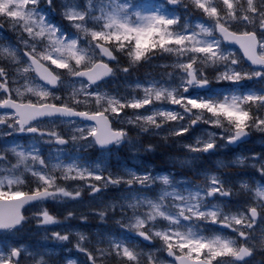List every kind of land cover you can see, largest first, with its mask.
<instances>
[{"label": "clouds", "instance_id": "9594fccd", "mask_svg": "<svg viewBox=\"0 0 264 264\" xmlns=\"http://www.w3.org/2000/svg\"><path fill=\"white\" fill-rule=\"evenodd\" d=\"M105 2L76 0L88 16V24L97 29L102 28V22L95 11L88 9L90 6L97 9ZM136 2L129 0L130 5ZM180 2L188 7L192 0ZM49 3L50 0H39L40 12L52 26L63 32L52 21L54 15L66 21L73 33L80 31L63 15L65 0H54L55 10ZM131 22L135 24L137 20L131 18ZM5 23L0 19V25ZM186 27L187 23L180 21L169 31L180 36ZM0 29L14 33L15 46L19 47L21 29L10 23ZM80 39L90 60L104 55L101 46L90 42L82 31ZM148 39L144 37V40ZM138 40L113 41L104 46L111 52V73L93 86L100 89L105 98L99 105L81 102V107L90 110L99 106L105 112L110 128L122 134L101 143L102 130H88L90 125L86 122H80L82 130L79 133L65 126L58 128L60 134L72 138V142L60 146L63 154L74 153L77 169L83 171L72 169L71 164L68 167L54 163L44 165L39 155L19 164L15 154L5 152L6 159L0 160V167L7 169L0 171V177H19L20 182L14 188L45 192V195L25 202L22 222L3 233L11 239H4L5 247L0 250L6 253L11 264H126L110 247L111 240L107 237L118 232L134 234L138 231H146L152 237L150 247H144L158 252L151 257L142 256L139 264H167L169 253L159 236L168 231L215 242L223 254L212 259L211 253H205V264L208 261L211 264H264V79H252L246 75V64L229 62L223 53L215 62L207 57L199 60L211 85L230 84L237 89L217 97L201 98L217 105L223 104L225 98L229 102L237 98L235 111L247 115L242 129L236 117L228 119L223 113L194 110L187 103L180 104L172 112L153 110L165 106L155 103L153 109L135 111L131 108L132 103L155 101L154 96L145 98L140 90L153 76L168 83V73L172 75L173 97L165 96V103L184 95L187 89L180 83L183 73L159 65L173 64L178 58L190 55L175 48H161L159 45L165 42L164 39L153 36L151 42L156 47L138 61L137 52L142 50L137 47ZM139 42L142 44L143 40ZM7 45H11L7 39L0 41V47ZM44 47L47 51V45ZM225 71L230 73L225 79H233L234 83L216 82L220 79L218 74ZM246 84L252 87L240 91ZM9 130L10 126H5L0 128V133ZM93 130L97 131L96 136L92 135ZM36 142L52 146L55 153L58 150V145L48 137H37ZM242 145L258 150L237 151ZM93 151L106 157L114 155L118 160L123 158V153L128 161L140 165L141 170L129 168L126 163L113 168L108 159L89 164L82 157ZM156 157H160L157 163H145L146 159ZM40 165H44L40 172L29 174L34 166ZM158 166L167 170L157 171ZM94 173L104 176V180L98 187L93 180L89 187V180L82 177ZM45 176L50 183H42ZM161 177L167 178L168 183H163ZM109 190H114L115 194L109 195ZM193 191L197 192L198 198L180 195ZM165 192L177 195L161 199ZM144 201L157 202L159 213L153 212L151 205ZM47 202L55 203L57 210L48 207ZM209 209H215L212 215H209ZM171 217L176 218L175 222L168 223ZM181 217L189 222L182 223ZM138 220L141 223L137 224ZM236 220L241 222L237 224ZM89 225L97 227L90 228ZM99 226L111 231H104ZM101 236L105 237L103 241ZM224 242L231 251L223 247ZM9 251L11 256L7 255Z\"/></svg>", "mask_w": 264, "mask_h": 264}, {"label": "snow or ice", "instance_id": "6c2138e0", "mask_svg": "<svg viewBox=\"0 0 264 264\" xmlns=\"http://www.w3.org/2000/svg\"><path fill=\"white\" fill-rule=\"evenodd\" d=\"M155 2L156 0H143V3L130 5L129 0H106L97 9L90 6L88 11H95L97 19L102 22V28L97 29L88 24V16L77 5L76 0H65L63 15L69 23L80 29L66 35L52 26L40 12L39 0H0V19L6 22L0 25V28H5L10 23L21 29L22 34V39L17 42L19 47H0V61H3L0 62V128L10 126V131L5 135L26 133L33 137H48L58 145L55 156L47 159L42 157L35 146L27 151L22 150L19 145L8 146L0 150V160L6 159L5 152L15 154L19 164L39 155L44 165L54 163L68 167L71 164L72 169H77L76 162L70 163L63 158V148L60 146L72 142V138L58 132L61 125L79 133L82 130L80 122H86L90 125L88 130H102L101 143L121 135V132L110 128L105 112L99 106L90 110L81 107V102L83 100L85 103L99 105L105 98V94L93 86L96 81L109 77L111 73V52L104 46L113 41H127L133 38H139L137 47L142 49L137 52L138 61L156 47L151 42L153 36L164 39L165 42L159 45L161 48H175L190 55L187 58H178L173 64L159 65L183 73L180 83L187 89L184 95L165 103V96L173 97L172 75L168 73V83H162L153 76L142 84L140 90L145 98L154 96L155 101L149 99L148 104L132 103V110L153 109L155 103L165 106L153 110L172 112L180 104L187 103L194 110L223 113L228 119L236 117L239 126L243 128L247 115L235 111L237 98H233L231 102L225 98L223 104L217 105L201 97H193L190 92L194 88H206L212 83L207 73L199 66L200 58L207 57L215 62L221 59L222 53L226 54L229 62L246 64V75L252 79H264V2L192 0L190 6L184 7L180 0H165V4L160 7L172 8L174 11L170 15L162 14L158 8L149 7ZM49 7L55 10L54 0H50ZM177 9L183 10L185 20L196 17V21L187 23L180 36L172 35L169 31L181 21V15L175 11ZM131 18H135L137 23L133 24ZM250 24L254 27H249ZM81 31L90 42L94 41L101 46L103 56L96 60L87 57L80 39ZM145 36L149 39L144 40ZM140 40H143L142 44ZM44 45H47V51ZM228 46H235L238 51L231 50ZM229 75L227 71L219 73L220 79L216 82L234 83L233 79H225ZM92 135L96 136L97 131L93 130ZM44 165L34 166L29 174L40 172ZM0 171L7 169L0 167ZM82 179L89 180V187L92 186L91 181L95 180L98 187L104 176L94 173ZM159 179L165 184L168 183L167 178ZM19 182V177L14 175L0 177V235L22 222L25 202L45 195L42 189L26 192L14 188ZM42 183H50L47 176ZM176 195L175 192H165L161 199L175 198ZM180 195L198 198L196 191ZM143 203L151 205V210L159 213L157 202ZM214 211L215 209H209V215ZM175 219L171 217L167 222L173 223ZM180 221L189 222L183 217ZM240 222L236 220L237 224ZM139 223L141 221L138 220L137 224ZM134 235L147 244L152 242L151 235L146 231H138ZM107 238L111 240L110 247L114 248L115 253L126 264H139L142 256L158 255V252L146 249L139 242L128 243L116 238V235ZM100 239L103 241L105 237L101 236ZM159 239L166 245L169 253L167 264H205V253H211L212 259L223 254L215 242L198 236H182L176 231H168L161 234ZM4 247V242L0 239V249ZM223 247L231 251L227 242L223 243ZM7 255L11 256V252ZM0 264H11L3 250H0ZM208 264H211V261H208Z\"/></svg>", "mask_w": 264, "mask_h": 264}, {"label": "rangeland", "instance_id": "374dc122", "mask_svg": "<svg viewBox=\"0 0 264 264\" xmlns=\"http://www.w3.org/2000/svg\"><path fill=\"white\" fill-rule=\"evenodd\" d=\"M140 3H143V0H140ZM164 4H165V0H156L155 4L149 5V7L158 8V10L162 14H165V15L172 14L174 11L172 8L167 7V6L160 7V5H164ZM168 10H173V11L168 12ZM165 11H167V13ZM175 11L181 15V22L182 23L191 24L194 21H196V17H191V18L185 20L183 10H181V9H177ZM52 21L53 22L56 21L57 26L60 27L61 30L63 32H65L66 34L72 32V29L70 28L68 23L66 21L61 20L59 17H55L53 15ZM0 34H2V35H0V41L7 39L11 45H13V46L16 45V37H15L14 33L0 29ZM228 47H230V46H228ZM230 48H231V50H237L233 47H230ZM109 86L111 87V84ZM251 87H252L251 84H246L243 88H241L239 90L240 91H246L248 88H251ZM236 90H237L236 86H233L230 84H213V85H210L206 88L193 89V90H191L190 95L193 97H197V96H200V97H217V96L224 94L225 92L236 91ZM61 127H63V125H61ZM36 138L37 137H33L32 135H29L26 133H24V134L16 133L13 135H5V133H0V150L4 149L5 147L12 146V145H19V146H21L22 150L30 149L31 147L35 146L39 149L42 157L47 159V158H51L52 156H55L56 153L52 150V146L44 144L42 142L37 143ZM243 149L245 152L250 150V148H248V146H245ZM121 155L123 158L118 160L115 158L114 155H109L106 157L104 154L93 151L90 154H87L86 156H84L82 158L87 163L93 164V165L99 164L104 159H108L110 161V163L112 164L113 168H116V167L126 163L129 168H132L136 171L141 170L140 165H136V164H133L131 161H128L125 154L122 153ZM63 158L68 160L71 163V162H75L76 157H75L74 153H67L66 152L63 154ZM158 159L160 160V157H156L154 159H146L145 163H157L155 161H157ZM0 163H2V162H0ZM166 170H167L166 168H163L160 166L157 167V171H166ZM114 194H115L114 190H109V195H114ZM47 206L52 208L54 211L57 210V206L53 202H47ZM91 226L92 225H89L90 228L97 227L96 225L92 226V227ZM99 227L101 229H103L104 231H107V232L111 231L109 229L104 228V226H99ZM116 238L125 240L128 243L139 242L143 246H149L150 247V245H148L146 242L140 241L139 238L137 236H135L134 234L118 232V233H116ZM0 239H2V240L11 239V237L0 236Z\"/></svg>", "mask_w": 264, "mask_h": 264}, {"label": "water", "instance_id": "95a60500", "mask_svg": "<svg viewBox=\"0 0 264 264\" xmlns=\"http://www.w3.org/2000/svg\"><path fill=\"white\" fill-rule=\"evenodd\" d=\"M235 47V46H234Z\"/></svg>", "mask_w": 264, "mask_h": 264}]
</instances>
